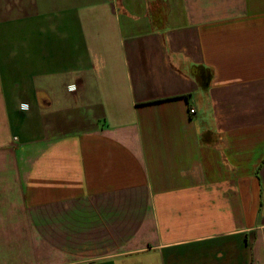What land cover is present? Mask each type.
I'll list each match as a JSON object with an SVG mask.
<instances>
[{
	"label": "crops",
	"instance_id": "1",
	"mask_svg": "<svg viewBox=\"0 0 264 264\" xmlns=\"http://www.w3.org/2000/svg\"><path fill=\"white\" fill-rule=\"evenodd\" d=\"M38 6L66 37L0 55V264H264V0Z\"/></svg>",
	"mask_w": 264,
	"mask_h": 264
},
{
	"label": "rangeland",
	"instance_id": "2",
	"mask_svg": "<svg viewBox=\"0 0 264 264\" xmlns=\"http://www.w3.org/2000/svg\"><path fill=\"white\" fill-rule=\"evenodd\" d=\"M17 0H0L1 11L5 8L13 10L11 16L18 15V21L2 22V30L0 31V55H13L17 49L24 48L31 40L50 39L60 41L66 37V30L62 29L56 12H45L39 10L30 12L28 9L22 12H14ZM11 10V9H10ZM6 15V12L0 13V16ZM55 23V24H54ZM60 25V26H59ZM35 30V33L31 31ZM63 34H65L63 36ZM14 59V55L9 57ZM22 65H29L27 59L22 60ZM3 127L0 126V141L3 138Z\"/></svg>",
	"mask_w": 264,
	"mask_h": 264
},
{
	"label": "built area",
	"instance_id": "3",
	"mask_svg": "<svg viewBox=\"0 0 264 264\" xmlns=\"http://www.w3.org/2000/svg\"><path fill=\"white\" fill-rule=\"evenodd\" d=\"M189 112H190V114H194L195 113V109L191 108Z\"/></svg>",
	"mask_w": 264,
	"mask_h": 264
},
{
	"label": "trees",
	"instance_id": "4",
	"mask_svg": "<svg viewBox=\"0 0 264 264\" xmlns=\"http://www.w3.org/2000/svg\"><path fill=\"white\" fill-rule=\"evenodd\" d=\"M206 86V85H205Z\"/></svg>",
	"mask_w": 264,
	"mask_h": 264
}]
</instances>
